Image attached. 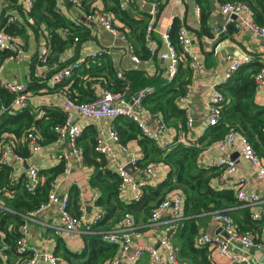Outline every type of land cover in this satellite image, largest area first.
I'll return each mask as SVG.
<instances>
[{"label": "trees", "instance_id": "1", "mask_svg": "<svg viewBox=\"0 0 264 264\" xmlns=\"http://www.w3.org/2000/svg\"><path fill=\"white\" fill-rule=\"evenodd\" d=\"M20 1L0 0V29L15 37L24 34L25 26H29L36 34L47 33L48 55L44 62L37 61L39 65L44 63L47 66V70L42 72V78L66 68L71 70L69 76L55 83L53 87L48 86L42 78L41 81L33 80L27 84L28 91L38 92L42 88L65 90L68 100L83 103L96 99L98 91L102 88L123 93L130 91L133 94L150 86L153 91L143 98V108L151 115L158 116L166 126L179 127L183 133V136H175L169 146L163 148L142 134L137 123L131 118L121 115L114 119L118 141L125 144L133 139L141 147L142 156L137 159L139 170H145L149 164L158 162L168 167L164 180L155 185L144 184L140 187L137 198L124 201L119 196L120 177L117 171L111 169L106 157L95 150V128L91 125L84 127L76 137L75 145L80 150L82 163L93 169L89 184L99 191L96 204L100 207V217L93 225L92 232L82 235L83 246L80 251H71L57 237L53 255L67 264H105L118 253L119 246L104 240L103 234L113 229L125 213L132 215L139 229L145 227L150 223L154 207L172 191H178L183 196V218L176 223L172 238L179 257L190 264H211L209 248L198 245L196 241L200 233V223L210 219L216 211L228 214L239 232L251 235L255 241L260 238L253 229H256L264 218L254 219L248 206L235 208L240 204L234 189L221 187L218 183L221 168L215 165L202 166L199 157L205 146L217 142L226 132L235 129L250 142L257 155L264 159V104L254 101L257 90L254 75L262 65L257 62L245 63L225 82L216 86L225 97L221 119L216 125L209 126L199 138L191 140L188 136L191 128L186 125L187 111L179 102V98L187 91L193 74L189 57L178 64L177 74L172 80L166 75L151 79L140 71H129L125 77H118L111 56L104 50L94 56L87 55L79 66L72 67L76 60H63L61 53L73 41L90 37L87 28L82 29L81 25L66 17L59 10L57 0H30V7L26 9L27 15L23 20L8 22L7 17L13 16L10 10L20 9ZM96 1L77 0L75 5L86 18L97 10L107 14L119 31L126 28L127 41L132 52L139 58L146 59L157 55L149 52L145 36L150 17L148 11L141 10L140 15L133 16L129 12V5L123 6V0H100L101 8L94 5ZM144 1L156 4L157 16L165 2ZM195 1L200 3L202 0ZM231 1L246 3L254 21L264 26V0H220V3ZM132 5L139 8L136 0ZM206 17V13L201 14L203 24ZM114 21L121 23V26L115 25ZM180 24L179 19H173L168 32L169 39L178 52L180 46L177 31ZM62 32H65V35H62ZM206 34L209 35V32L206 31ZM151 37L152 40L155 38L153 35ZM14 46L21 45L16 42ZM14 51L15 49L0 51V63L13 55ZM96 82L101 85L99 89L96 88ZM13 97V93L3 88L0 80V105L5 108L0 112V144L9 145L15 154L27 157L29 151L23 142L27 131L32 129L38 133L41 145L52 142L57 139V128L64 124L67 114L58 106H43L41 116H38V112L29 104L25 108L10 109L8 106ZM179 138L186 141H180ZM62 171L61 165L39 170L43 177L42 182L33 191H28L27 173L15 176L12 165L0 162V264L23 263L24 255L19 254L16 248L19 230L25 221L24 216L47 201L51 182ZM70 197L72 201H76L77 191L72 189ZM146 262L147 258L142 260L141 264Z\"/></svg>", "mask_w": 264, "mask_h": 264}, {"label": "crops", "instance_id": "2", "mask_svg": "<svg viewBox=\"0 0 264 264\" xmlns=\"http://www.w3.org/2000/svg\"><path fill=\"white\" fill-rule=\"evenodd\" d=\"M144 3L146 4L145 1ZM219 4L220 0H202L200 3L195 0H165L158 13L155 31L153 32V37H155L152 42L153 46H155L157 51L164 50L165 47L160 43V34L168 33L173 19H179L184 24L186 34L190 38L189 53L197 56L202 62V66L197 74H192L191 76L189 84L190 96L182 104L188 113H192L195 119L191 131L188 133L189 139L191 140H196L204 133L200 124L208 112V102L211 98L212 90L226 81L224 78V73L228 66L226 56L231 54L246 63L257 62L260 65L264 64V37L247 30H236L232 25V18L220 12ZM94 5L99 8L102 7L100 0H97ZM18 6L20 9L12 8L10 10L11 14L13 13V15L17 16L18 20H23L24 16L27 15L26 9H29L27 0H21ZM57 6L66 17L77 25H81L82 29L87 28L90 34V37L85 40L73 41L61 53L63 59L72 60L74 58L73 60L82 61L91 52L104 50L111 56L116 73L120 71L123 77L129 71H140L151 79L166 75V61L162 60L158 55H152L146 59L139 58V62H135L131 59V56L135 54L131 48H128L129 42L127 40L124 41L119 36L112 34L98 21L86 18L71 0H57ZM141 10H144L141 6L135 8L132 4L129 5V12L133 16L140 15ZM202 13H206L207 16L205 24L201 21ZM114 24L121 26V23L117 21H114ZM25 27L24 34L22 36H16L17 42L23 49V53L20 57L1 61V82L10 80L27 85L29 82L33 80L39 81L43 77L42 72L44 70L36 59L39 48L47 45V33L40 32L36 34L29 26ZM126 31V28L124 31L120 30L124 34H126ZM206 31L209 32V35L206 34ZM64 33L62 32V35H65ZM42 79L48 86H54L46 78ZM95 85L97 89L101 87L98 82ZM29 92L28 104L38 112V116L43 114V110L41 109L43 106H58L65 110L64 105L68 98L65 90H48L47 88H42L38 92ZM124 94L130 95L131 93L127 91ZM254 101L257 104H264V85L262 89L256 90ZM140 113L148 122H154L155 118L153 116L155 115H151L145 108L141 109ZM72 118L73 122L81 130L86 126H93L96 130V135L101 134L105 142L110 146L115 154V161L122 165L126 171H128L127 166L129 165V158L131 156L137 159L141 158L142 150L136 140L131 139L123 144L110 137L111 130L113 129L115 131V118L94 120L75 112H72ZM166 127L168 129L165 137L170 141L175 136H183L179 127ZM123 146L126 148L125 150L122 148ZM62 154H64V158H61ZM13 155L11 153L7 154L6 160L8 164L13 166L15 176L27 172L28 167L31 166H35L38 170H48L61 165L63 171L54 179L56 181V192L62 194L64 191H68L71 196L72 189L77 191L76 201H72L71 197L69 198V210L72 213H78L82 209L85 211L89 220H92L96 215L100 214V207L96 204L99 191L89 184V177L93 169L82 163L81 154L73 152L68 140L60 141L56 139L52 142L42 144V148L39 151L33 153L28 152V156L22 157V159H18ZM221 155L224 154L218 150L216 142H213L203 148L199 157V163L205 167L218 166L217 160ZM226 155L231 158H236L237 161V171L231 176L227 187L235 190L239 179L245 178L247 180V189L258 192L264 198V189L258 182L256 169L247 160L239 157L235 150L227 151ZM109 166L116 171L114 163H109ZM133 169L134 173L132 176L136 180H146V183L152 185L164 180L168 172V167L159 162L156 163L150 175L145 174L144 169L139 170L135 167ZM139 194L140 187L129 185L124 191L120 192L119 196L124 201H130L137 198ZM241 207L242 205H237L235 208ZM259 209L260 206L256 211ZM28 225V244L31 250L53 255L57 237L71 251H80L82 249V235L86 232H70L63 229L57 204H52L31 217L28 220ZM137 225L140 227L143 226L142 224ZM263 225L264 221H260L259 226L253 229V232L257 236L261 234ZM166 226H168V215L164 214L157 222L149 223L141 228L143 232L141 241L158 247V240ZM215 229H217V224L212 221V217L200 223V232L211 233ZM159 252L164 260V264H168L161 248H159ZM208 252L210 253L211 264H239L237 262H230L211 249H208ZM245 253L249 255L255 264H264V250L252 247ZM145 259L146 257H143L139 261L140 264ZM38 264L47 263L40 261Z\"/></svg>", "mask_w": 264, "mask_h": 264}, {"label": "built area", "instance_id": "3", "mask_svg": "<svg viewBox=\"0 0 264 264\" xmlns=\"http://www.w3.org/2000/svg\"><path fill=\"white\" fill-rule=\"evenodd\" d=\"M125 1L127 2L126 4ZM134 1L135 0H123V6L128 7L127 5L133 4ZM142 1L144 2V0ZM71 2L76 4L77 0H71ZM27 4L30 7V0H27ZM146 4L151 6V10L148 11L150 17L146 26L145 34L146 40L149 44L148 49L151 54L156 53L162 60L166 61L165 72L167 78L172 80L176 76L178 64L186 57H189L190 59V67L193 74H197L202 66V62L197 56L189 53L190 38L186 34L184 24L181 23L177 31V40L180 46L179 52L172 45L168 33L166 32L160 34V40L165 49L161 51L155 49L151 36L155 31L157 6L154 2ZM219 9L221 13L232 18V25L236 30H247L251 33L264 36V26H261L254 21L251 10L246 3L241 1L224 2L219 4ZM88 19L98 21L112 34L119 36L124 41L127 40L126 35L113 26L107 14L95 10L92 15L88 16ZM6 20L8 22H13L18 20V18L13 15L8 16ZM76 40L77 39H75V41ZM16 42L17 39L15 36L0 29V51L15 49L14 54L7 57L5 60L20 57L23 53L21 46H14ZM128 48L130 49L131 46L128 45ZM100 51L101 50L91 52L89 56H94L95 54L100 53ZM48 52V45L41 46L37 54V61L40 60L44 62ZM131 59L135 62H139L140 60L136 55H132ZM226 59L228 60V66L224 73L225 79H228L236 70L246 63L231 54H228ZM80 63L81 60H76L71 66L77 67ZM40 66L43 70H47L46 64L42 63ZM55 66L56 64H54V67ZM70 74V68H66L45 78L50 83L52 82L55 84ZM117 75L122 77L120 71ZM254 80L257 89H262L264 85V64L254 75ZM1 84L3 88L14 95L8 108L21 109L28 105L30 93L27 90V85L10 80L2 81ZM152 91V87L147 86L133 94L125 95L123 92H115L102 88L98 91L96 99L91 102L74 103L67 99L64 105L67 115L64 124L57 128V139L60 141L65 139L68 140L73 152L80 154L79 148L75 145V139L79 136L81 128L73 122L72 112L94 120L101 118H116L117 116L122 115L135 121L142 134L151 138L161 147H168L171 141L165 137L168 129L166 125L156 115L153 116L155 118L154 122H148L140 113V110L143 109V98ZM189 96L190 87H188L185 94L179 98V102L184 104ZM224 101V94L217 87L213 88L211 98L208 102V112L205 119L200 124L203 131L207 130L209 126L216 125L220 121ZM3 110H5V108L0 105V112ZM194 120L192 113L187 112L186 125L189 128L193 127ZM39 137V134L32 129L28 130L23 137V142L26 144L30 153L37 152L42 148V145L39 142ZM110 137L113 140L118 141L117 133L113 129L110 132ZM179 139L180 141H186L184 138ZM216 145L218 150L224 154L218 157L217 160V165L221 168L218 179V183L221 187H227L231 176L237 171L236 158H231L226 155L227 151L235 150L239 157L247 160L256 169V177L264 189V160L257 155L250 142L238 130L231 129L226 132V134L216 142ZM122 148L124 150L126 149L124 146ZM95 150L106 157L108 164H115L116 171L120 177L119 192L124 191L129 185H132L133 187H141L146 184V180H136L122 165L115 161V154L105 142L101 134L96 137ZM9 153H11V155L14 154L15 156H13L18 159H22L21 156L13 152V149L9 145L0 144L1 163H7L6 155ZM62 157L64 158V154L61 155V158ZM129 164L137 168V158L131 156L129 158ZM155 165L156 163L149 164L144 170L145 174L150 175L153 172ZM26 173L28 176L27 190L33 191L42 182V176L39 174V170L35 166L28 167ZM246 185L247 180L245 178H240L237 182L236 189L234 190L236 199L240 205L250 207L254 219H263L264 198L256 191H249ZM55 187L56 181L53 180L51 182V190L47 201L42 203L36 210L24 216L25 221L20 227V236L16 248L19 254L24 255V261L22 264H38L40 261H44L47 264H67L64 260L57 258L55 255L31 250L29 248L28 220L48 206L57 204L61 226L66 231L70 232H92L93 225L100 217L99 214L92 220H89L85 211L82 209L77 214L72 213L69 210L70 193L64 191L62 194H58ZM259 206L260 209L256 211ZM164 214L168 215V226L165 227V230L160 235L158 247H154L141 241L143 238L142 230L136 226L132 215L130 213H125L118 220L113 229L103 234L104 240L118 244L119 246L118 253L105 264H137L143 257L147 258L146 264H164L159 248H161L168 264H190L187 260L179 257L172 238V231L175 228L176 223L183 218V196L180 192L172 191L168 193L167 196L154 207L150 216V223L157 222ZM212 221L217 224V229H215L213 233L200 232L197 237V244L207 246L209 249L217 252L230 262L255 264L245 252L252 247L264 250V228L262 229L260 238L255 241L251 235L239 232L231 217L226 213L220 211L214 212L212 214Z\"/></svg>", "mask_w": 264, "mask_h": 264}, {"label": "water", "instance_id": "4", "mask_svg": "<svg viewBox=\"0 0 264 264\" xmlns=\"http://www.w3.org/2000/svg\"><path fill=\"white\" fill-rule=\"evenodd\" d=\"M136 2H137V4L139 5V6H141L144 10H146V11H149V10H151V6L149 5V4H145L142 0H136ZM264 37V36H263ZM262 38V37H261ZM127 168H128V173L130 174V175H133V173H134V169H133V166L132 165H128L127 166ZM213 228H214V226H213ZM212 228V229H213ZM213 231L214 230H212L211 231V233H213Z\"/></svg>", "mask_w": 264, "mask_h": 264}]
</instances>
